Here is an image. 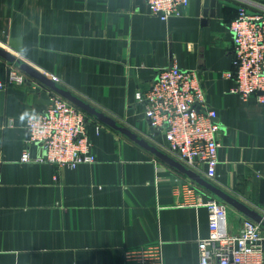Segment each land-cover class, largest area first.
Returning a JSON list of instances; mask_svg holds the SVG:
<instances>
[{"label":"crops","instance_id":"1","mask_svg":"<svg viewBox=\"0 0 264 264\" xmlns=\"http://www.w3.org/2000/svg\"><path fill=\"white\" fill-rule=\"evenodd\" d=\"M256 3L264 0H215L207 8L189 0L179 16L161 20L144 0H0V47L165 153L163 134L135 95L170 61L198 71L217 111L220 146L216 177L194 172L258 212L263 105L233 93L234 80L223 76L234 57L228 23L240 7L261 10ZM10 64L0 56V80ZM15 67L26 81L0 88V264H126L125 249L150 243L162 246L163 264H198L208 211L178 204V181L195 182L95 117L87 116L94 163L22 162L25 119L46 108L53 91ZM195 185L202 198L215 197ZM243 218L226 204L229 232Z\"/></svg>","mask_w":264,"mask_h":264},{"label":"built area","instance_id":"2","mask_svg":"<svg viewBox=\"0 0 264 264\" xmlns=\"http://www.w3.org/2000/svg\"><path fill=\"white\" fill-rule=\"evenodd\" d=\"M148 14L161 20L179 16L189 0H144ZM255 13L238 9L229 21L232 35V67L224 77L232 78L231 91L241 98L254 96L264 109V4ZM196 70H186L175 61L157 69L151 86L137 92L143 114L150 126L164 136V148L174 159L193 171H203L208 179L216 177L220 130L217 111L206 101ZM57 81L56 77H50ZM24 75L14 64L8 65V84H23ZM84 111L55 92L48 105L25 119V149L22 162L50 163L74 167L96 161L87 130ZM100 128L96 124L95 130ZM39 153L31 155L32 147ZM181 206H205L208 232L197 241L198 264H264V234L260 223L245 217L235 232L226 224V204L216 197H204L193 182L178 181ZM264 218V207L258 211ZM160 243H150L123 251L126 264H163Z\"/></svg>","mask_w":264,"mask_h":264},{"label":"water","instance_id":"3","mask_svg":"<svg viewBox=\"0 0 264 264\" xmlns=\"http://www.w3.org/2000/svg\"><path fill=\"white\" fill-rule=\"evenodd\" d=\"M214 2L215 0H203V6L207 8L209 5L212 6ZM0 56L8 60L9 62L15 64L22 72H24L29 77L41 81L43 84L48 86L53 92L57 93L61 97L71 102L73 105H75L76 107L84 111L86 114H88V116L91 115L95 117L98 121L120 132L121 134L127 136L129 139L135 141L145 149H148L158 158L165 161L167 164L171 165L172 167L176 168L178 171L186 175L195 183H198V185L209 191L215 197H217L218 199H220L221 201H223L228 205L230 204V206L234 207L237 211L241 212L245 217H249L252 220L260 223L261 226H264V218L261 217V215L258 212L249 208L246 204L241 203L236 198L228 194L226 191L214 185L212 182L199 176L193 170L184 166L169 154L163 152V150H160L156 146L150 144L145 138L140 137L136 133L127 129L126 127H123L122 125L117 123L113 118H111V116L105 114L102 111L97 110L94 106L84 101V99H81L80 97L72 93L70 90L60 87L59 85L56 84L57 82L53 81L51 78L47 77L43 73H40L37 69L32 67V65H29L26 62L17 59L12 53H10L9 51H7L5 48L2 47H0ZM35 148H36L35 146L32 147V149Z\"/></svg>","mask_w":264,"mask_h":264},{"label":"trees","instance_id":"4","mask_svg":"<svg viewBox=\"0 0 264 264\" xmlns=\"http://www.w3.org/2000/svg\"><path fill=\"white\" fill-rule=\"evenodd\" d=\"M238 12V11H237ZM237 12H236V14L232 17V19L237 15ZM231 20V19H230ZM87 115V114H86Z\"/></svg>","mask_w":264,"mask_h":264}]
</instances>
